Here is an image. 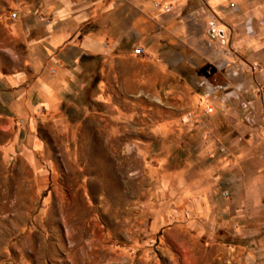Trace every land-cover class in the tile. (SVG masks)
I'll return each instance as SVG.
<instances>
[{
  "label": "rangeland",
  "instance_id": "1",
  "mask_svg": "<svg viewBox=\"0 0 264 264\" xmlns=\"http://www.w3.org/2000/svg\"><path fill=\"white\" fill-rule=\"evenodd\" d=\"M43 2L0 0V264H264V0L243 52L229 36L189 73L88 57L52 106L30 53ZM218 136L228 175L213 214L190 202Z\"/></svg>",
  "mask_w": 264,
  "mask_h": 264
},
{
  "label": "crops",
  "instance_id": "2",
  "mask_svg": "<svg viewBox=\"0 0 264 264\" xmlns=\"http://www.w3.org/2000/svg\"><path fill=\"white\" fill-rule=\"evenodd\" d=\"M254 1L44 0L39 7L44 22L35 23L36 36L30 42V53L35 58L34 69L42 78L40 89L46 105L52 106L58 100V87L62 88L65 80L79 68L80 60L88 57L119 54L122 58H147L157 62L159 71H164L167 63H172L176 67L183 66L181 70L189 73L202 63V59L212 61L219 48L228 45L229 36L234 53H241L245 43L242 26L246 21L253 24L256 16ZM208 8L216 14L218 21L212 22L204 13ZM217 32L222 37L218 36L215 44L211 41L216 39L215 35L211 33ZM215 45L217 51L213 49ZM136 48L142 50V55L133 54ZM225 65H229L228 60L221 59L214 66L224 68ZM47 68L58 69L59 76L49 79ZM217 139L220 161L215 162L214 170L212 165L207 172L211 179L206 182L203 198L190 202V207L197 211L202 210V204L206 210L213 208V214L217 205H226L219 188L227 182L223 176L228 175L227 169L221 168V177H216V167L219 162L223 165V152L227 151L225 143L219 141L223 137ZM32 146L38 147L39 142L32 141ZM212 147V143L206 144L205 151ZM195 192L196 187L190 184V197Z\"/></svg>",
  "mask_w": 264,
  "mask_h": 264
},
{
  "label": "built area",
  "instance_id": "3",
  "mask_svg": "<svg viewBox=\"0 0 264 264\" xmlns=\"http://www.w3.org/2000/svg\"><path fill=\"white\" fill-rule=\"evenodd\" d=\"M12 18L14 19L15 18V15H12ZM133 54L135 56H140V55H142V50L139 49V48H136V49L133 50ZM207 112L208 113H211L212 112V108H208V111Z\"/></svg>",
  "mask_w": 264,
  "mask_h": 264
}]
</instances>
